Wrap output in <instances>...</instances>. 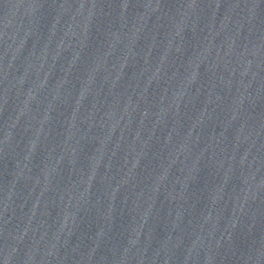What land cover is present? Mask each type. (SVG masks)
<instances>
[{"label":"water","instance_id":"obj_1","mask_svg":"<svg viewBox=\"0 0 264 264\" xmlns=\"http://www.w3.org/2000/svg\"><path fill=\"white\" fill-rule=\"evenodd\" d=\"M240 0H0V264H208Z\"/></svg>","mask_w":264,"mask_h":264}]
</instances>
